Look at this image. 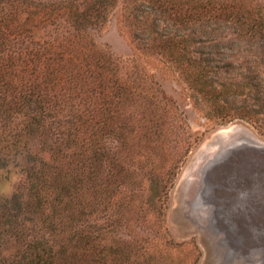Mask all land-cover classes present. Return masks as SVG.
I'll use <instances>...</instances> for the list:
<instances>
[{"label": "rangeland", "instance_id": "374dc122", "mask_svg": "<svg viewBox=\"0 0 264 264\" xmlns=\"http://www.w3.org/2000/svg\"><path fill=\"white\" fill-rule=\"evenodd\" d=\"M19 1L27 6L50 2ZM154 1L113 0L106 5L104 22L88 30L87 39L134 77V90L109 105L119 122L106 129L107 159L97 165V213L84 222L112 225L113 238L124 251L119 264H264V87L237 99H247L255 121L237 120L223 126L211 122L198 109L197 91L144 41L145 32L164 34L169 29L167 15L159 5L154 7ZM200 1L164 0L181 7L187 3L206 6L215 0ZM232 1L251 15L257 11L264 15V0ZM27 15L29 22L33 15ZM230 26L192 22L187 34L198 42L192 47L194 57L209 58L212 66L231 61L228 78L253 71L264 75V41H258L260 36L239 40ZM31 30L36 35L43 32ZM224 70L210 74L219 79L226 76ZM137 73L147 81H136ZM93 90L100 91L98 85ZM8 125L0 121V228L8 226L12 215L18 213L22 219L26 214L34 221L25 225L32 236L45 225L48 211L31 217L25 208L14 210L18 203L13 197L27 195L30 163L24 157H39L45 139L23 134L27 138L20 140L16 150L17 133ZM17 152L24 157L15 156ZM76 157L59 168L61 179L77 174L75 167L82 163ZM42 158L51 162L49 153ZM230 198L237 200L232 210ZM261 201L263 209L258 211ZM251 205L257 207L255 213L250 212ZM87 210L83 205V212ZM15 252L5 249V259L12 261Z\"/></svg>", "mask_w": 264, "mask_h": 264}, {"label": "trees", "instance_id": "16d2710c", "mask_svg": "<svg viewBox=\"0 0 264 264\" xmlns=\"http://www.w3.org/2000/svg\"><path fill=\"white\" fill-rule=\"evenodd\" d=\"M107 3L111 5L113 0H50L32 6L25 1L0 0V121L17 133L16 150L20 140L27 138H22L23 134L45 139L40 154L37 152L39 157L15 155L24 157L30 166L26 168L27 195L13 197L18 203L14 210L25 208L31 217L48 211L45 225H40L43 229L35 230L32 236L25 225L34 221L26 214L22 219L18 213L12 215L5 223L8 226L0 228V264H119L118 259L123 258L112 225L98 227L84 222L97 213V165L107 159L106 129L115 127L119 120L115 113L110 114L109 105L134 90V77L122 72L114 59L87 39L88 30L104 22ZM153 5L160 6L170 25L164 34L145 32L144 41L197 91L198 109L217 125L255 121L247 99H237L263 88L264 75L253 71L228 78L231 61L217 66L215 60L212 66L209 58H195L192 47L198 42L187 31L192 22H224L234 28L239 40L260 36L258 41H264V15H257L259 11L251 15L228 0L210 1L207 7L190 3L181 7L164 0ZM28 13L33 15L29 22L24 18ZM31 29L43 32L36 35ZM223 69L226 76L222 78L210 74ZM238 78L241 81L237 83ZM135 80L147 81L138 73ZM96 85L99 92L93 90ZM126 130L121 127V131ZM44 153L50 154L51 162L43 160ZM75 157L82 163L75 167L77 174L61 179L59 168ZM83 205L87 212H83ZM11 241L16 245H10ZM7 248L16 251L12 261L4 257Z\"/></svg>", "mask_w": 264, "mask_h": 264}, {"label": "flooded vegetation", "instance_id": "af4514ba", "mask_svg": "<svg viewBox=\"0 0 264 264\" xmlns=\"http://www.w3.org/2000/svg\"><path fill=\"white\" fill-rule=\"evenodd\" d=\"M262 202L263 201H261V203H260V207H259L258 211L263 209ZM236 204H237V200H234L233 198H230V208H231V210L235 208ZM256 211H257V207H254V205L253 206L251 205L250 212L255 213Z\"/></svg>", "mask_w": 264, "mask_h": 264}]
</instances>
